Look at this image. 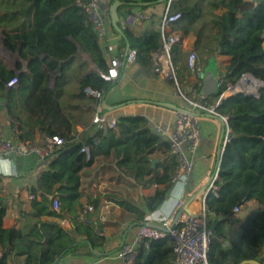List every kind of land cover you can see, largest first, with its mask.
<instances>
[{
	"label": "trees",
	"instance_id": "1",
	"mask_svg": "<svg viewBox=\"0 0 264 264\" xmlns=\"http://www.w3.org/2000/svg\"><path fill=\"white\" fill-rule=\"evenodd\" d=\"M76 1L0 0L4 45L28 63L27 70L17 74L8 71L0 61V109H7L12 127L26 113L36 118L34 124L45 136L60 135L65 140L64 146L50 156L49 164L38 172V180L29 190V195L34 196L29 200V209L17 212L22 219L35 220L28 231L4 228L8 205L0 190V264H57L67 257H98L97 251L100 256L117 253L119 248L100 251L105 239L103 227L80 219L84 214V206H80L84 196L83 172L95 166V173L106 174L111 184L107 190L88 198L94 213L97 214L103 201L113 203L131 214L130 224L138 227L147 213L154 212L167 196L179 166L170 154L169 143L152 130L143 116L121 117L116 127L106 133L88 132L78 139L72 136L67 112L76 106L62 102V87L75 80L78 86L73 96L86 98V89L91 88L100 97H90V101L101 106L102 98L114 85L99 72L84 77V62L69 72L81 53L88 55L102 73L110 70L102 40ZM120 1L124 3L118 10L120 19L135 8L144 10L167 4L160 0ZM173 12L179 13L180 18L170 24L171 30L177 31L182 39L189 34L196 37L194 53L199 60L211 56L228 58L225 71L219 76L224 82L215 94L208 96L210 103L221 100L226 83L235 84L245 74L264 81V0L257 5L248 0H173ZM157 15L153 12L152 17ZM119 35L120 54L129 46L136 50L137 61L145 67L152 63L153 53L162 45L160 25L141 31L137 27L122 30ZM190 53L183 51L182 42L172 49L180 83L181 70L191 73L187 63ZM181 62H186V67ZM17 66L20 70L21 64ZM13 78L18 79V85L8 89L6 84ZM52 78L56 81L54 88L49 86ZM137 101L128 99L121 105ZM217 112L229 118L231 133L223 155L215 160V167L221 165L219 197L208 195L209 215L221 226L232 220L236 207L245 211L251 202L256 207L241 221L237 238L230 239L218 230L211 240L208 262L264 264V89L259 98L236 94L221 100ZM52 126H57V130ZM18 137L29 139L25 132ZM84 145L90 148V159L81 152ZM3 178L0 175V183ZM153 186L156 189L143 199L142 209L129 189ZM56 199L60 202L59 212L53 209ZM78 207L83 211L81 214ZM43 217L56 221L42 220ZM63 219L72 224L71 229L61 226L59 220ZM172 254L170 238L153 240L140 251L137 264H171Z\"/></svg>",
	"mask_w": 264,
	"mask_h": 264
},
{
	"label": "crops",
	"instance_id": "2",
	"mask_svg": "<svg viewBox=\"0 0 264 264\" xmlns=\"http://www.w3.org/2000/svg\"><path fill=\"white\" fill-rule=\"evenodd\" d=\"M102 5L108 12L109 4L102 1ZM165 8V5H160L152 10H149L148 13L152 16L153 12L158 15L156 17H152L150 21L137 26V30L141 31L158 28ZM136 9L139 8H135L133 10ZM170 31L177 32L172 31L171 28ZM119 42L120 35L118 32L114 31L111 25H109L108 35L101 41V46L104 56L108 60L110 69L113 67L115 60L120 59L123 55H125L126 50L123 51L122 54L119 52ZM195 42L196 37L194 35L189 34L185 36L182 41L183 51L196 52L194 48ZM17 55L18 54L13 53V56L10 58L16 57ZM202 60L204 61L199 60V57L197 56V67L202 73L203 91L207 94V96H211L219 89V76L220 73H224L228 58L224 56H211ZM7 61L11 65L13 64L17 70L18 63L21 64L20 70H23V63L20 60L13 62L12 59L7 58ZM83 62L85 63L84 77H87V73L89 71H92L91 74L96 72L103 74L98 65H96L88 55L83 53L74 59L69 68V72L78 68V66ZM181 63L184 67H186V62ZM117 70L118 78L112 81L114 85L110 92L105 95V99L103 100L102 98L101 106L105 104V107L108 109L127 107L126 109L129 115L143 116L147 118L153 131L159 126L166 128L169 127V123L173 115V109L161 107L159 104L168 103L175 105L177 108L184 105L181 98L177 95L174 83L167 80L162 75L157 74L152 63L145 67L138 61L134 63L123 62ZM180 77L182 88L188 90L193 83L192 72L189 75L187 71L185 72L181 70ZM55 83V79L52 78L49 81V86L54 88ZM77 86L78 85L75 80L65 84L61 89V100L69 106H76V109H71L67 113L69 116L72 136H76L78 139L83 134L90 132L91 128H93L92 120L99 106L97 103L90 101V97L97 98L98 96H92L87 92L86 98L74 97L73 95L75 94ZM128 99H135L138 101L137 103L121 105L122 102ZM31 117L32 115L29 116L24 113L20 116L19 121H16L15 125L12 127L7 109H0V139H16L19 138V134L25 132L28 134L30 140L39 141L44 134L40 132L39 126L34 124L36 118ZM200 126L204 134V139L201 148L197 151L193 158V168L190 174H187V187L190 186L192 188V192H195L194 195L196 196L193 202L195 211L197 210L199 204L198 198L204 193V186L206 185L208 176L214 167L223 131V123L220 120L209 116L201 117ZM52 128L55 131L57 130V126H52ZM41 168H43V165L35 156L20 157L13 160L11 164L7 161L3 162L0 160V175L4 177L3 181L0 183V190L1 195L6 199V203L8 205L7 215L3 219L4 228L15 227L17 229L28 231L35 222L32 218L22 219L18 217L17 212L19 210L26 211L29 209V190L36 184L38 180V172ZM94 175L97 178H94ZM82 182L81 191L84 196L80 200V206L88 204V198L90 196H95L98 192L107 190L111 185L107 180L106 174L99 175L97 172L95 173V166L83 172ZM100 183H102L103 186L98 188L97 186H99ZM155 189V186L148 189L136 188L133 191L129 189V193L136 202L141 204V208L144 209L143 199L152 194ZM255 207L256 203H249V211H247V214ZM82 212L81 208L78 207V214H81ZM242 212L245 211H241V213ZM95 213L84 212V214L80 216V219H85L86 222L100 224L103 227L102 236L105 239L104 245L100 251L107 252L114 250L116 248H120L121 243L124 240L125 242H131L134 240L138 227L136 226L135 228H130V223L133 220V216L131 214L122 210L117 205L105 201L101 203V207L99 208L97 214ZM101 215L106 217V221L100 220ZM42 220L56 221L55 219L53 220L48 217H43ZM242 220L243 219H241V221ZM241 221L238 223V229L234 231L232 236L227 235V237L230 239L238 237ZM59 222L64 228H72V224L66 219L59 220ZM63 222L66 223V226L63 225ZM227 224L229 223H225L221 226L219 225L218 229L223 231L229 229L230 231L231 228L230 226L227 228ZM78 239H81V237H78ZM95 254L100 257L98 251ZM98 257L77 256L67 257L64 260L77 264H121L119 260L115 259V254L110 256H101L100 258Z\"/></svg>",
	"mask_w": 264,
	"mask_h": 264
},
{
	"label": "built area",
	"instance_id": "3",
	"mask_svg": "<svg viewBox=\"0 0 264 264\" xmlns=\"http://www.w3.org/2000/svg\"><path fill=\"white\" fill-rule=\"evenodd\" d=\"M102 1L112 4L116 0H77L76 4L86 13L93 30L100 38L104 40L108 35V12L102 5ZM173 0H167L165 11L161 17L160 30L162 36L161 47L152 55V64L155 72L162 75L167 80L174 83L177 95L181 98L184 105L177 110H173L172 119L169 127L159 126L154 132L160 135L169 143L170 154L175 157L179 163L178 169L173 181L178 177H184L187 180V174H190L194 161L193 158L201 148L204 134L200 126L202 116H209L220 120L225 127L224 136L221 139L220 148L216 157L223 155L225 146L230 140L231 129L229 127V118L221 116L217 112L218 103L212 104L208 101V96L202 92L203 79L202 73L197 67V56L191 52L188 56V67L193 74L192 86L186 90L182 88L177 77L176 67L172 59V49L175 45L181 43L183 39L176 32L170 31V24L180 18V14L171 13ZM253 5H257L261 0H248ZM152 15L142 9L132 10L126 13L120 20L119 26L122 30L133 29L143 23L150 21ZM111 25V24H110ZM137 61V52L130 49L128 54L115 60L113 67L108 73L101 74L106 81H114L118 78V68L123 62L134 63ZM224 81L220 80L219 85ZM18 85V79L13 78L7 84L8 89L15 88ZM264 89V81L255 78L250 74L243 75L235 84L226 83V91L234 94H244L259 98ZM87 92V89H86ZM100 97V93L98 95ZM127 107L104 108L99 106L92 120L93 128L90 133H106L109 129L115 128L119 118L129 115ZM99 141V139H97ZM65 140L60 135L43 136L39 141L16 139H0V160L11 164L13 160L20 157L35 156L43 166L49 164V158L54 151L64 146ZM87 159L91 158L90 148L84 145L81 149ZM221 165L212 168L208 180L207 188L201 197L198 198L199 204L195 211L193 206L196 196L190 186L187 187L184 200L181 202L178 211L171 219H163L155 216L152 212L147 214L143 223L138 226L135 238L131 242H125L120 246L119 251L115 253V259L121 264H137L138 256L143 248H148L153 240L170 238L173 244V254L171 264H209L208 252L213 236L218 232V220L209 215V208L206 203V196L212 194L215 198L219 197ZM1 173V172H0ZM102 183L97 186L101 188ZM34 196L31 195L30 199ZM53 209L60 210V202L56 199L53 202ZM95 208L90 205H84L85 213H94ZM235 216L241 213V209H234ZM234 216V217H235ZM101 221H106L104 215L100 216ZM66 226V223L63 222ZM2 252L0 251V256ZM57 264H77L67 260ZM255 264V263H253ZM259 264V263H258Z\"/></svg>",
	"mask_w": 264,
	"mask_h": 264
},
{
	"label": "water",
	"instance_id": "4",
	"mask_svg": "<svg viewBox=\"0 0 264 264\" xmlns=\"http://www.w3.org/2000/svg\"><path fill=\"white\" fill-rule=\"evenodd\" d=\"M166 1L167 0H160V3H164ZM123 5H124L123 2H121L120 0H116L110 5V7L108 9V14L110 17V24H111L112 28H114L119 34H122V29L119 26L120 16H119L118 10ZM138 5L144 6V7L149 6V4H146V3H139ZM129 50H130V47L128 46L126 48V51H125L126 55L128 54ZM11 56H13V53L5 47L4 41H3V35L0 32V61H1V63L4 65V67L8 71H16L18 74H20L22 71L27 70V62L26 61L22 60L19 55H17L16 57L10 58ZM7 58L12 59L13 62L20 60L23 63V70H17L13 64L11 65L10 63H8ZM44 69L47 70L46 68H44ZM91 73H92V71H89L87 73V76L91 75ZM87 93H89L92 96H98L99 95V92L93 91L91 88L87 89ZM235 95L236 94L227 91L223 94L222 100L228 99V98L235 96ZM104 99H105V97H103V100ZM159 105L161 107L169 108V109H173V110L178 109L175 105L168 104V103H161ZM220 105H221V101L218 103L217 107H219ZM103 106L105 107V104H103ZM224 132H225V127L223 124V131H222L221 139L224 136ZM206 188H207V185L204 186V190H206ZM207 197H208V195L206 196V199H207ZM136 226L137 225L135 223H132L130 228L132 229V228H135ZM124 243H125V240L121 243V246H123ZM253 263L258 264L257 262H248V261H245L242 264H253Z\"/></svg>",
	"mask_w": 264,
	"mask_h": 264
},
{
	"label": "clouds",
	"instance_id": "5",
	"mask_svg": "<svg viewBox=\"0 0 264 264\" xmlns=\"http://www.w3.org/2000/svg\"><path fill=\"white\" fill-rule=\"evenodd\" d=\"M186 190V178L178 177L171 185L167 196L161 200L153 214L159 218L171 219L178 211L181 202L184 200Z\"/></svg>",
	"mask_w": 264,
	"mask_h": 264
},
{
	"label": "rangeland",
	"instance_id": "6",
	"mask_svg": "<svg viewBox=\"0 0 264 264\" xmlns=\"http://www.w3.org/2000/svg\"><path fill=\"white\" fill-rule=\"evenodd\" d=\"M153 8H148V9H142L143 11H145V12H148L149 10H152ZM108 25H110V20L108 21ZM263 47H264V42H263ZM15 56V55H14ZM206 58V57H205ZM202 92L205 94V95H207L204 91H203V88H202ZM156 158L157 157H159V155H156L155 156ZM95 176V175H94ZM108 176H109V174H108ZM94 178H97L96 176L94 177ZM109 177H107V179H108ZM108 185V184H107ZM106 185V186H107ZM247 211H249L248 210V208L245 210V212H242V213H240L238 216H235V217H233L232 219L233 220H231L230 222H228L229 224H227L226 226H227V228L230 226V228H231V230L229 231V229L228 230H226V231H223L226 235H229V236H232V234L234 233V231L235 230H237L238 229V223L241 221V219H244L245 218V216L247 215ZM229 238V237H228ZM104 252V251H103ZM101 252H99V254H100ZM101 257V256H100ZM100 257H98V258H100Z\"/></svg>",
	"mask_w": 264,
	"mask_h": 264
}]
</instances>
